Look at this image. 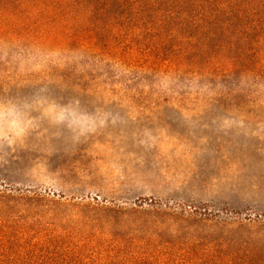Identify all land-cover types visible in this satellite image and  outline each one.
I'll return each instance as SVG.
<instances>
[{
    "label": "rangeland",
    "instance_id": "1",
    "mask_svg": "<svg viewBox=\"0 0 264 264\" xmlns=\"http://www.w3.org/2000/svg\"><path fill=\"white\" fill-rule=\"evenodd\" d=\"M11 1L0 0V96L108 120L78 137L45 124L27 147L0 152V264H264V25L205 39L127 21V11L264 17V0H97L93 22L61 28L34 24L52 11ZM76 29L92 41L74 42ZM22 49L33 57L23 71L12 61Z\"/></svg>",
    "mask_w": 264,
    "mask_h": 264
},
{
    "label": "trees",
    "instance_id": "2",
    "mask_svg": "<svg viewBox=\"0 0 264 264\" xmlns=\"http://www.w3.org/2000/svg\"><path fill=\"white\" fill-rule=\"evenodd\" d=\"M10 2V1H9ZM12 3L22 6V11H32L30 8L40 7L39 11H52L40 16L35 25L41 24L43 17L50 19V24L55 28L65 26L73 27L75 20L81 21V25L89 24L95 19L98 11L92 9L99 3L97 0H34L31 4L28 0H12ZM130 14L128 22H133L134 32L143 31L148 34L160 33L167 27H174L177 33H184L186 29H199L205 39L218 36L211 33L214 28H226L237 25L258 26L264 25L262 11H253V16L246 14V11H127ZM52 15V16H50ZM84 22V24H82ZM178 22V23H176ZM177 27H181V31ZM222 31H224L222 29ZM207 32V33H206ZM90 30L76 29L71 38L78 44L90 43L93 37ZM193 38H189L190 42ZM189 43V42H188ZM219 56V55H217ZM219 58V57H218ZM226 66V65H225ZM225 71L226 68H225ZM227 73V72H226Z\"/></svg>",
    "mask_w": 264,
    "mask_h": 264
},
{
    "label": "clouds",
    "instance_id": "3",
    "mask_svg": "<svg viewBox=\"0 0 264 264\" xmlns=\"http://www.w3.org/2000/svg\"><path fill=\"white\" fill-rule=\"evenodd\" d=\"M3 57L9 55L8 46L2 49ZM31 53L21 50L12 55L13 62H19L20 70L23 71L26 64L32 61ZM33 97L35 94L32 95ZM61 114L54 118L55 107L44 100H34L25 95H6L0 96V152L4 156L14 153L18 148L27 147L28 141L33 136H43L42 125L48 127L62 126L73 132L75 136H83L95 130L97 126H104L108 120V114L103 112L94 113L95 119L81 121L76 119V113L69 109L68 103L59 100ZM73 109L78 108L79 101L70 102ZM5 150H10L5 151Z\"/></svg>",
    "mask_w": 264,
    "mask_h": 264
}]
</instances>
